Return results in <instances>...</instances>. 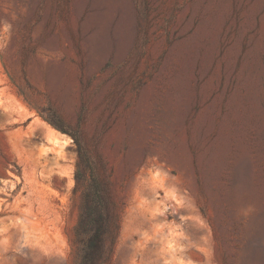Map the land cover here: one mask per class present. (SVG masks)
<instances>
[{
    "label": "rangeland",
    "instance_id": "1",
    "mask_svg": "<svg viewBox=\"0 0 264 264\" xmlns=\"http://www.w3.org/2000/svg\"><path fill=\"white\" fill-rule=\"evenodd\" d=\"M94 173L102 264H264V0H0V264H84Z\"/></svg>",
    "mask_w": 264,
    "mask_h": 264
},
{
    "label": "trees",
    "instance_id": "2",
    "mask_svg": "<svg viewBox=\"0 0 264 264\" xmlns=\"http://www.w3.org/2000/svg\"><path fill=\"white\" fill-rule=\"evenodd\" d=\"M51 122L63 131L72 135L78 146L83 149L84 143L77 131L69 132L66 128ZM78 181L84 170L93 162L88 154H79ZM86 202L79 223V234L84 235V264H102L107 258L106 242L108 238H115L119 228L118 206L112 200L110 183L94 173V182L85 192Z\"/></svg>",
    "mask_w": 264,
    "mask_h": 264
},
{
    "label": "bare ground",
    "instance_id": "3",
    "mask_svg": "<svg viewBox=\"0 0 264 264\" xmlns=\"http://www.w3.org/2000/svg\"><path fill=\"white\" fill-rule=\"evenodd\" d=\"M52 130H53V129H52ZM58 134H60V133H58ZM56 135H57V134H56ZM60 135H61V134H60ZM58 136H59V135H58ZM58 136H57V137H58ZM50 139H51V138H50ZM54 139H55V140H60V139H57L56 137H54ZM65 139H66V138H65ZM51 140H52V139H51ZM61 144H62V143H61Z\"/></svg>",
    "mask_w": 264,
    "mask_h": 264
}]
</instances>
